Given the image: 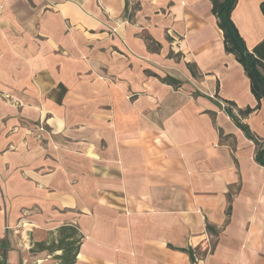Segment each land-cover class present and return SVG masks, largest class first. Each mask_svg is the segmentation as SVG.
<instances>
[{
	"label": "crops",
	"instance_id": "0c3cea01",
	"mask_svg": "<svg viewBox=\"0 0 264 264\" xmlns=\"http://www.w3.org/2000/svg\"><path fill=\"white\" fill-rule=\"evenodd\" d=\"M260 2L231 20L264 63ZM225 101L263 143L211 0H0L6 264H59L68 226L73 264H264V166Z\"/></svg>",
	"mask_w": 264,
	"mask_h": 264
},
{
	"label": "trees",
	"instance_id": "16d2710c",
	"mask_svg": "<svg viewBox=\"0 0 264 264\" xmlns=\"http://www.w3.org/2000/svg\"><path fill=\"white\" fill-rule=\"evenodd\" d=\"M236 0H211L212 12L217 18V24L223 32L224 47L227 52L233 53L237 61L243 66L245 74L250 81V89L258 102H264V63L256 58L246 48L243 39L239 35L233 21L231 20V11ZM261 10L264 14V0L260 2ZM226 113L234 123L243 131L245 136L253 140L257 150L255 154L256 161L264 166V142L255 138L248 126L242 122V119L251 113L254 109L251 107L237 108L233 102L225 101ZM62 235L58 242L48 246H41L42 249L49 251L61 250L62 253L56 256L59 264H73L78 251L80 239L75 238L76 229L74 227H61L59 229ZM81 236L79 235V238ZM0 264H6L5 253H0Z\"/></svg>",
	"mask_w": 264,
	"mask_h": 264
},
{
	"label": "built area",
	"instance_id": "2783aa9c",
	"mask_svg": "<svg viewBox=\"0 0 264 264\" xmlns=\"http://www.w3.org/2000/svg\"><path fill=\"white\" fill-rule=\"evenodd\" d=\"M2 95H3L4 97H6V98L8 97V95H7V94H5V93H3Z\"/></svg>",
	"mask_w": 264,
	"mask_h": 264
}]
</instances>
